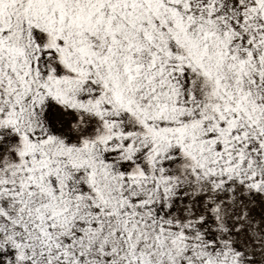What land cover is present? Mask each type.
<instances>
[{
  "label": "snow or ice",
  "instance_id": "obj_1",
  "mask_svg": "<svg viewBox=\"0 0 264 264\" xmlns=\"http://www.w3.org/2000/svg\"><path fill=\"white\" fill-rule=\"evenodd\" d=\"M0 264H264V0H0Z\"/></svg>",
  "mask_w": 264,
  "mask_h": 264
}]
</instances>
